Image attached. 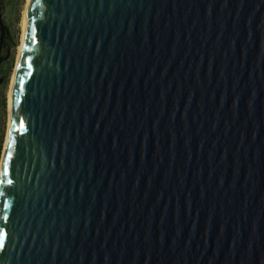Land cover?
Segmentation results:
<instances>
[{
	"label": "water",
	"instance_id": "1",
	"mask_svg": "<svg viewBox=\"0 0 264 264\" xmlns=\"http://www.w3.org/2000/svg\"><path fill=\"white\" fill-rule=\"evenodd\" d=\"M9 117L0 264H264V0H30Z\"/></svg>",
	"mask_w": 264,
	"mask_h": 264
},
{
	"label": "rangeland",
	"instance_id": "2",
	"mask_svg": "<svg viewBox=\"0 0 264 264\" xmlns=\"http://www.w3.org/2000/svg\"><path fill=\"white\" fill-rule=\"evenodd\" d=\"M7 3V18L16 38V48L12 63L5 68V84L0 87V163L3 158L7 134L9 132V91L16 68L19 47L22 42V21L27 0H5Z\"/></svg>",
	"mask_w": 264,
	"mask_h": 264
},
{
	"label": "flooded vegetation",
	"instance_id": "3",
	"mask_svg": "<svg viewBox=\"0 0 264 264\" xmlns=\"http://www.w3.org/2000/svg\"><path fill=\"white\" fill-rule=\"evenodd\" d=\"M2 25L6 29L2 30ZM16 48V38L12 27L7 18V3L5 0H0V79L5 84V68L8 67L14 58V50Z\"/></svg>",
	"mask_w": 264,
	"mask_h": 264
},
{
	"label": "snow or ice",
	"instance_id": "4",
	"mask_svg": "<svg viewBox=\"0 0 264 264\" xmlns=\"http://www.w3.org/2000/svg\"><path fill=\"white\" fill-rule=\"evenodd\" d=\"M21 82H22V78H21ZM13 144H14V140L9 139L7 143V153L2 163H0V185L2 184L13 185V181L7 178L9 175L8 161L12 158ZM5 195H6V191L3 189H0V196H5ZM3 206L4 208H8L9 205H8L7 200L4 201ZM2 234H3L2 230H0V235Z\"/></svg>",
	"mask_w": 264,
	"mask_h": 264
},
{
	"label": "bare ground",
	"instance_id": "5",
	"mask_svg": "<svg viewBox=\"0 0 264 264\" xmlns=\"http://www.w3.org/2000/svg\"><path fill=\"white\" fill-rule=\"evenodd\" d=\"M29 4H30V0H27V4H26L25 11H24V16H23V21H22V29H23L22 41H23V36H24V31H25V26H26V21H27ZM21 46H22V42H21V45L19 47V53H18L16 68H15V71H14V74H13V77H12V81H11V86H10V91H9V96H8L9 101H10V93H11V89H12V85H13V81H14V76H15V73H16V69H17V65H18V61H19V57H20ZM9 122H10V117H9ZM7 139H8V134H7ZM6 144H7V140H6V143H5V148H6ZM4 152H5V150H4ZM3 156H4V154H3ZM2 160H3V158H2ZM1 163H2V161H1Z\"/></svg>",
	"mask_w": 264,
	"mask_h": 264
}]
</instances>
